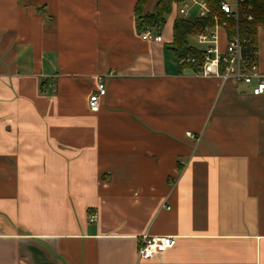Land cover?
I'll return each mask as SVG.
<instances>
[{
    "label": "crops",
    "instance_id": "0c3cea01",
    "mask_svg": "<svg viewBox=\"0 0 264 264\" xmlns=\"http://www.w3.org/2000/svg\"><path fill=\"white\" fill-rule=\"evenodd\" d=\"M138 1L0 0V264H264V94L181 68L177 8L148 41Z\"/></svg>",
    "mask_w": 264,
    "mask_h": 264
},
{
    "label": "built area",
    "instance_id": "2783aa9c",
    "mask_svg": "<svg viewBox=\"0 0 264 264\" xmlns=\"http://www.w3.org/2000/svg\"><path fill=\"white\" fill-rule=\"evenodd\" d=\"M241 0H223L221 2V10L227 16H234L238 19V5ZM193 5L198 6V16L205 17L211 12L208 0H185L177 6L178 14L184 18H191V8ZM250 19V17H249ZM206 28V31L196 35L198 41L207 44L206 49L202 51L201 57H189L185 61L199 66V74L205 76L219 77L223 82L234 80L235 82H243L252 86V92L255 95L264 94V73L259 68L257 54L250 56L244 52V44L239 34L236 33L226 44L224 50H220L217 45V28ZM141 37L148 41L160 40L161 37L151 29L140 31ZM106 94V86L100 77L97 90L89 97L90 109L93 112L99 111L100 100ZM187 135L198 140L199 136L188 131ZM97 218L96 213H91L90 220ZM176 236L173 235H150L145 234L141 238L138 248L139 259L151 260L157 254L164 253L176 244Z\"/></svg>",
    "mask_w": 264,
    "mask_h": 264
},
{
    "label": "trees",
    "instance_id": "16d2710c",
    "mask_svg": "<svg viewBox=\"0 0 264 264\" xmlns=\"http://www.w3.org/2000/svg\"><path fill=\"white\" fill-rule=\"evenodd\" d=\"M185 0H159L155 9L145 11L147 0H139L136 5L137 24L139 31L151 29L160 32L165 25L166 16ZM223 0H208L211 12L205 17L184 18L178 16L174 23V38L171 49L180 62L181 68L189 67L199 72V66L185 60L189 57H201L202 51L192 45L189 38L203 33L206 28L216 25L225 27L229 37L238 33L244 44L245 54H257L259 29L264 27V0H241L238 5L239 17L227 16L221 10ZM250 17V19H249Z\"/></svg>",
    "mask_w": 264,
    "mask_h": 264
},
{
    "label": "rangeland",
    "instance_id": "374dc122",
    "mask_svg": "<svg viewBox=\"0 0 264 264\" xmlns=\"http://www.w3.org/2000/svg\"><path fill=\"white\" fill-rule=\"evenodd\" d=\"M194 37H190L189 38V41L192 45L196 46V47H201V45H199V42L198 40L195 38L196 35H193Z\"/></svg>",
    "mask_w": 264,
    "mask_h": 264
}]
</instances>
